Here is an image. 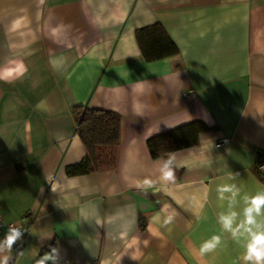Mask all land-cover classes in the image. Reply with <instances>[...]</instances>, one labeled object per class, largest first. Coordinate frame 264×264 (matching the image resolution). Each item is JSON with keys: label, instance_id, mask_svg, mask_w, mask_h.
I'll list each match as a JSON object with an SVG mask.
<instances>
[{"label": "crops", "instance_id": "1", "mask_svg": "<svg viewBox=\"0 0 264 264\" xmlns=\"http://www.w3.org/2000/svg\"><path fill=\"white\" fill-rule=\"evenodd\" d=\"M155 24L177 56L143 57L137 31ZM10 59L28 68L0 81V216L30 228L15 264L51 247L57 264H244L245 238L218 215L235 210L239 223L243 197L264 191L254 156L264 152V0H0V66ZM81 106L121 116V139L96 148V171L70 177L87 156ZM198 121L210 131L197 145L151 157L149 139ZM225 184L240 190L231 208L217 192ZM125 229L140 240L137 260ZM213 235L220 246L202 256Z\"/></svg>", "mask_w": 264, "mask_h": 264}, {"label": "clouds", "instance_id": "2", "mask_svg": "<svg viewBox=\"0 0 264 264\" xmlns=\"http://www.w3.org/2000/svg\"><path fill=\"white\" fill-rule=\"evenodd\" d=\"M43 3V0H40ZM21 21L17 20L13 24V29L21 26ZM54 32L56 30H53ZM16 45H10V48H15ZM28 68L22 60L10 59L3 66H0V81L6 83H12L17 79H21L27 73ZM175 157H169L160 168L162 179L164 181H173L174 172L172 165ZM145 183H149L146 181ZM55 185L52 186V190H55ZM217 192L220 199H224L225 193L231 194L230 208L235 202L236 196L239 195L240 190L235 184H225L217 187ZM244 207L242 210L243 219L237 222L238 213L235 210H230L227 213H220L218 215V223L225 232H229L232 238L240 243V238L244 237L246 242L244 243V252L240 257V260L244 264H264V191L257 192L253 196H244ZM172 220L171 216H168L165 220V224L170 223ZM130 229H125L119 234V239L124 241L125 248L135 249L131 254L132 260L139 258V245L140 240L138 237L132 236L129 239ZM23 231L18 227L9 226L5 237L0 240V264H9L10 253L13 249V245L18 241L22 240ZM148 240H144L143 244L147 246ZM221 244V236L213 235L210 239L205 240L199 247V253L203 256L206 253L215 251ZM122 257H117L116 260H121ZM51 260L53 264H57L58 260V249L55 247L51 248L50 252H45L38 260L36 264H46L47 261ZM104 264H111V261L105 260Z\"/></svg>", "mask_w": 264, "mask_h": 264}, {"label": "trees", "instance_id": "3", "mask_svg": "<svg viewBox=\"0 0 264 264\" xmlns=\"http://www.w3.org/2000/svg\"><path fill=\"white\" fill-rule=\"evenodd\" d=\"M137 41L142 55L148 62L168 59L179 54V48L163 27L155 24L137 31ZM77 131L83 139L87 156L83 162L67 169L68 176L89 174L97 169L98 146H118L120 144L121 116L111 111L91 109L81 106L75 110ZM210 131L202 122L191 123L173 131L160 134L148 140L147 148L153 159L185 150L198 144L201 134ZM257 175L264 181V175L255 164ZM52 248V247H51ZM51 248L44 251L50 252ZM44 254H42L43 256ZM49 264H53L50 262Z\"/></svg>", "mask_w": 264, "mask_h": 264}, {"label": "built area", "instance_id": "4", "mask_svg": "<svg viewBox=\"0 0 264 264\" xmlns=\"http://www.w3.org/2000/svg\"><path fill=\"white\" fill-rule=\"evenodd\" d=\"M254 156H256V166L259 168V172L264 175V152L261 150H256L254 151ZM9 226L11 227H18L21 228L23 231L22 235V240H18L14 245H13V250L14 254L11 256L9 264H15L17 260V256L23 251L25 245V241L27 236L29 235V225L26 224H16V223H6L5 220L2 219L0 216V233L4 234L7 233Z\"/></svg>", "mask_w": 264, "mask_h": 264}, {"label": "water", "instance_id": "5", "mask_svg": "<svg viewBox=\"0 0 264 264\" xmlns=\"http://www.w3.org/2000/svg\"><path fill=\"white\" fill-rule=\"evenodd\" d=\"M50 262H52V261L51 260L47 261V263H50Z\"/></svg>", "mask_w": 264, "mask_h": 264}]
</instances>
